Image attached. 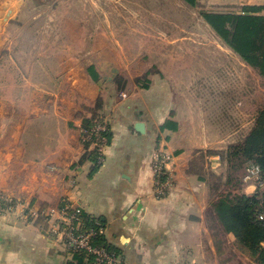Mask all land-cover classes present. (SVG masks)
<instances>
[{"label": "crops", "instance_id": "obj_1", "mask_svg": "<svg viewBox=\"0 0 264 264\" xmlns=\"http://www.w3.org/2000/svg\"><path fill=\"white\" fill-rule=\"evenodd\" d=\"M208 2L217 11L264 5ZM187 7L182 0H0V191L37 212L28 220L20 208L0 211V264H76L47 216L64 202L102 220L122 264H224L205 219L209 189L198 160L204 154L217 165L219 151L253 124L250 107L234 119V105L244 102L242 95L237 103L232 99L233 74L241 82L246 70L262 84L264 78L226 46L221 57L211 52L203 67L194 46L196 85L189 92L181 77L185 67L173 61L182 59L187 37L163 28L178 26L174 15ZM107 26L134 29L107 33ZM90 27L103 30L93 34ZM121 41L127 49L109 47ZM145 42L151 43V71L136 69L146 66L140 62ZM157 56L160 67L152 61ZM107 64L135 76L125 77L119 89L115 79H100ZM143 72L146 88L134 82ZM207 76L208 86L202 83ZM93 115L109 133L100 164L82 133L83 119ZM167 120L175 128L161 130ZM137 121L144 123L143 133L135 130ZM160 149L172 156L167 170L173 181L158 196L152 158Z\"/></svg>", "mask_w": 264, "mask_h": 264}, {"label": "trees", "instance_id": "obj_2", "mask_svg": "<svg viewBox=\"0 0 264 264\" xmlns=\"http://www.w3.org/2000/svg\"><path fill=\"white\" fill-rule=\"evenodd\" d=\"M182 1L188 6L195 7L200 0ZM199 15L225 46L264 78V5H242L238 10H201ZM89 74L93 80L98 79L99 75L92 66L89 67ZM136 81L143 88H146L149 82L147 78H138ZM96 120L102 121V118H94L93 115L91 118L83 119L84 137ZM175 126V122L167 120L160 129H172ZM107 137L109 139V133ZM222 157L231 169L238 165L244 170L247 165L256 164L264 174V108L257 110L251 128L241 141L230 145ZM233 175L234 172L228 173L227 182L233 179L231 177ZM201 178L206 180L204 176ZM206 183L210 190L211 184L207 180ZM238 183L243 184L242 176ZM207 208H210V215L214 217L219 228L232 236L231 239L239 244L255 264H264V188L248 194L238 186L236 191H228L216 197L210 195ZM69 211L74 210L69 208ZM76 222L79 223L78 231L97 229L98 226L104 229L101 219L91 217L80 208L75 212ZM91 242L121 258L120 250L107 242L105 232H97ZM68 252L76 264H86L94 258L84 250L71 249Z\"/></svg>", "mask_w": 264, "mask_h": 264}, {"label": "rangeland", "instance_id": "obj_3", "mask_svg": "<svg viewBox=\"0 0 264 264\" xmlns=\"http://www.w3.org/2000/svg\"><path fill=\"white\" fill-rule=\"evenodd\" d=\"M208 3H209L208 0H200L199 3L195 7H187L185 9H182V11L180 10L176 12L174 16H176V19L178 21L177 24L178 26H180L179 28L178 26L163 27L165 30H172V31L178 30L179 33H184L185 36L187 37L186 40H184V45L182 48V51L184 52V53L183 52L181 53L182 59L176 58L173 61H174V64L176 65V62L179 60L180 64H182L185 67V71H184L185 73L181 75L182 82L186 83L187 85L186 87L189 86V92L191 93L194 90V85H196L195 84L196 79L194 77L195 75L191 72L195 63H197V60L194 59V54H193L194 46L196 47V49L201 50V53H202L201 65L206 68H208L209 66V61H210L209 55L211 52L213 53L218 52V57H221V55H223L222 53H224L226 49L225 45L219 40L218 37H216L212 29L209 28L208 25H206V23L203 21V19L199 15V12L201 10H216L215 8L214 9L210 8V5ZM55 16H59V14ZM200 21H203V22H200ZM94 28H95V31H94ZM138 28L145 30V27H138ZM97 29L101 31L102 28L101 27L100 28L90 27L89 33H93V32L96 33ZM131 29L133 30L134 28L129 27V26H123V27L122 26H107L106 32L107 33H118V32L119 33L120 32L129 33ZM172 31H169V32H172ZM150 45L151 43L149 42H145L142 45L143 53H145L146 56H148V54L150 53L148 51V48ZM154 45L153 47L155 49H160V46H161L160 43H156ZM109 47H111L113 51L119 50L120 48H123V49L128 48L127 43H123V41H121L117 46L111 45ZM110 54L112 55L113 52H111ZM114 55L115 53L112 55L113 60L116 62H119L120 59L115 58ZM157 55H160V53H158ZM146 56L145 57L143 56L140 59V62H144L146 66H144V64L143 65L139 64L141 66L138 67L139 65H137L136 69L138 70L143 69L144 71L146 67L147 68L149 67L150 65L149 60L151 58L149 56L148 57ZM158 57L159 56L155 57V59H153L152 61L155 62V66L159 65L160 67V65H162L161 62L163 61V59L162 58L156 59ZM106 60L110 62L109 59H106ZM232 64L238 70L241 68V66L240 68H238L239 65H237L236 62H233ZM222 65H224V63L219 59L218 66H222ZM127 70H128V67H127ZM149 70L151 71L152 69H149ZM129 76L134 77L135 75L126 74V73L122 75L118 74L115 77L116 86L119 88L122 85H124L125 82L127 81L125 77H129ZM136 76L137 77L134 78V82L136 84H137L136 80L138 78L146 79L148 77L147 74H145V72L140 73L139 75H136ZM221 76H222L221 79L219 76V80H218L219 84L223 83L225 80V76H226L225 70H223V73ZM244 76H245L244 77L245 79L243 78L244 82H241V79L239 80L238 76L235 74H233V76L231 77L233 80V84H234L233 92H231L232 99L235 101V103H237L238 99L241 98V95H242V99L244 102L242 106L239 103L234 105L235 121H236L238 111L243 108H245L244 110L247 111L246 109L250 107V111H249L250 115L251 113L256 114L257 110H259L260 108H264V84L260 83L256 79V76L255 74H253V72L248 73V71L246 70L244 72ZM227 77H230V76L227 75ZM207 78L208 76L205 78L206 80L202 82L206 86H208L209 84ZM241 84H244L242 86L243 87L242 90L240 86ZM242 138L243 137L238 136V138L234 139L235 142L232 144H235L241 141ZM232 144H229L226 148L219 151V158L217 160L218 161L217 165L215 163L210 164L209 162L211 160L209 161L205 160L204 154L201 156L202 159L198 160V164H200L201 169H202L200 171L201 174L206 178L209 184H211V188L207 196L209 197V199H210V195L213 197H216L217 195L224 194L228 191H236L238 189V186L245 190L244 184L241 183L240 185H238L239 184L238 180L242 176L243 168L239 167L238 165H235V167L232 169L229 168V164L222 157V154L225 153L227 148ZM208 152L209 150H207L206 154H208ZM233 172H234V175L231 176L233 179L230 182H227L226 179H227L228 173H233ZM247 192H250V191H247ZM209 209L210 208H207V210L205 211V219H206L207 225L209 226L211 230V236H212L213 242L216 247L215 249L217 250V257L221 260H224V264H255L252 261V259L247 255V253L244 252L241 247H239V244L235 240L231 239L232 236H229L228 234L223 232L221 228H219V225L214 221V217L210 215Z\"/></svg>", "mask_w": 264, "mask_h": 264}, {"label": "built area", "instance_id": "obj_4", "mask_svg": "<svg viewBox=\"0 0 264 264\" xmlns=\"http://www.w3.org/2000/svg\"><path fill=\"white\" fill-rule=\"evenodd\" d=\"M108 127L102 120H96L91 127L85 139L90 142L91 147L95 153L97 164L103 161L104 149L109 141L107 137ZM172 156L165 150L160 149L154 152L152 158V170L154 175V190L156 195H164L168 188L172 185L173 177L167 170V164L171 160ZM242 182L247 188L252 186L251 193L257 191V189L264 188V174L256 164H249L245 167L242 173ZM61 208H57L55 211H49L47 213L48 220H50V230L53 234L58 235L65 248L67 250H84L94 256L91 261H87L86 264H122V260L119 256L106 251L105 249L93 245L91 239L97 235V232H104L103 227L98 226L97 229H88L86 231H78V222L75 223V212H78L79 208L72 207L67 202ZM12 198L0 191V211L19 209L23 214L24 219L31 220L37 216V212L28 205H18ZM69 208L74 210L69 211ZM53 213H57V217L53 216Z\"/></svg>", "mask_w": 264, "mask_h": 264}, {"label": "water", "instance_id": "obj_5", "mask_svg": "<svg viewBox=\"0 0 264 264\" xmlns=\"http://www.w3.org/2000/svg\"><path fill=\"white\" fill-rule=\"evenodd\" d=\"M106 73L103 74L100 79L104 82H109L112 83L113 80L115 79V77L118 74V70L112 66L111 64H107L106 69H105ZM135 130L139 133H143L144 132V123L141 121H137L134 125Z\"/></svg>", "mask_w": 264, "mask_h": 264}]
</instances>
